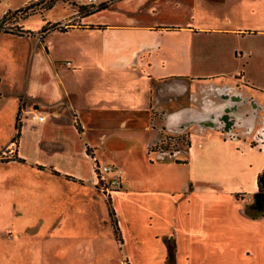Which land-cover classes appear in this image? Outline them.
I'll return each mask as SVG.
<instances>
[{
    "label": "crops",
    "instance_id": "crops-1",
    "mask_svg": "<svg viewBox=\"0 0 264 264\" xmlns=\"http://www.w3.org/2000/svg\"><path fill=\"white\" fill-rule=\"evenodd\" d=\"M62 1L63 28L0 30L27 51L0 69V166L105 201L101 222L130 264H264V0ZM104 157L123 170L109 198ZM10 212L0 207V263L19 264Z\"/></svg>",
    "mask_w": 264,
    "mask_h": 264
},
{
    "label": "rangeland",
    "instance_id": "rangeland-1",
    "mask_svg": "<svg viewBox=\"0 0 264 264\" xmlns=\"http://www.w3.org/2000/svg\"><path fill=\"white\" fill-rule=\"evenodd\" d=\"M10 1L11 9L0 17L2 31L18 32L19 24L29 29L40 28L42 25L46 28H63L55 26V23L47 24L44 19L51 22L56 19L63 20L62 16L69 10L68 5L62 0L48 8L44 6L49 0H42L33 5L34 12L24 16L23 11L12 9L23 6L26 0ZM5 8L6 0H0V12ZM32 8L30 7L28 11H32ZM45 27L39 32L44 31ZM24 47L25 45L19 44L15 37L5 32L0 33V69L5 75L13 63L24 62L27 52H24ZM3 87L5 94L12 88L10 84L9 88L6 85ZM22 115L20 109L19 119ZM5 135L0 131V140ZM169 143L171 145L172 141ZM170 145L167 149L173 147ZM0 158L6 159L3 154ZM99 164L113 163L104 157L100 159ZM113 165L121 168L119 165ZM106 175L110 176L111 172H107ZM98 186L101 190V185ZM262 186L264 190V179ZM84 190L89 189L55 177L50 171L24 163H19L17 167L0 166V207L6 208L8 212L15 210L18 218L14 220V216L10 214L1 215L3 217L1 222L9 224L13 219L19 225V264H110L107 262L109 258L113 261L119 259L120 254L114 245L110 225L101 222V215L107 204L103 200L91 204L82 199L80 192ZM104 194L109 198V193ZM84 231H88V234L84 235ZM86 245H92L94 251H99L95 259L88 252ZM124 256L120 257L117 264H122Z\"/></svg>",
    "mask_w": 264,
    "mask_h": 264
},
{
    "label": "built area",
    "instance_id": "built-area-1",
    "mask_svg": "<svg viewBox=\"0 0 264 264\" xmlns=\"http://www.w3.org/2000/svg\"><path fill=\"white\" fill-rule=\"evenodd\" d=\"M89 2H96L97 0H88ZM71 18H66L55 22V26L64 27L69 25ZM47 30V29H45ZM37 37H42V32L37 33ZM69 62V61H68ZM33 117L37 119H42V114H35ZM168 153L171 155L174 153L172 148L167 149ZM6 153L5 151L1 152V154ZM111 172L110 176H107L106 173ZM95 173L97 176V182L101 185V190L106 193H111L115 188L120 187L122 185V168L118 166H114L113 164H103L100 165L99 163L95 164ZM122 264H130L127 256H124L122 260Z\"/></svg>",
    "mask_w": 264,
    "mask_h": 264
},
{
    "label": "trees",
    "instance_id": "trees-1",
    "mask_svg": "<svg viewBox=\"0 0 264 264\" xmlns=\"http://www.w3.org/2000/svg\"><path fill=\"white\" fill-rule=\"evenodd\" d=\"M42 0H32V1H30V2H28V3H26L25 5H23V6H20V7H18V8H16L15 10L16 11H23L24 12V16H27L29 13H31V12H34L35 11V9H34V7H33V5H35V4H38V3H40ZM55 1L56 0H49V2L44 6V8H48V7H51L54 3H55ZM32 8V11H28V9L29 8ZM82 8H85V9H87L88 8V6H82ZM48 24V23H47ZM19 30H21V29H19ZM16 136H17V133L15 134V136H14V138L13 139H16ZM170 139V140H169ZM172 139H173V137H167L166 138V143H169V142H171L172 141ZM173 142V141H172ZM161 147L163 148V149H167V146H165V142L164 143H162L161 144ZM264 179V168L261 170V172L258 174V186H259V189H262L263 188V186H262V180ZM115 230L117 231V226H115ZM118 235V234H117Z\"/></svg>",
    "mask_w": 264,
    "mask_h": 264
}]
</instances>
